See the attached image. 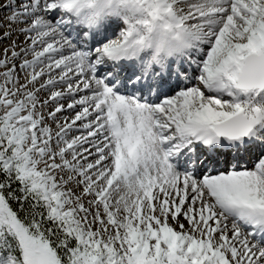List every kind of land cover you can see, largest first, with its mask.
Returning a JSON list of instances; mask_svg holds the SVG:
<instances>
[{
    "label": "snow or ice",
    "instance_id": "6c2138e0",
    "mask_svg": "<svg viewBox=\"0 0 264 264\" xmlns=\"http://www.w3.org/2000/svg\"><path fill=\"white\" fill-rule=\"evenodd\" d=\"M0 264H264V0H0Z\"/></svg>",
    "mask_w": 264,
    "mask_h": 264
}]
</instances>
